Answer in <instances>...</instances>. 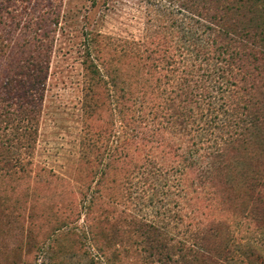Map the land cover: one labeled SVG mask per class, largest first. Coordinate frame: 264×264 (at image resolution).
Wrapping results in <instances>:
<instances>
[{"label":"trees","instance_id":"obj_1","mask_svg":"<svg viewBox=\"0 0 264 264\" xmlns=\"http://www.w3.org/2000/svg\"><path fill=\"white\" fill-rule=\"evenodd\" d=\"M17 1L22 14L5 16L0 4V100L10 110L0 117L2 168L33 149L65 17L63 0ZM133 1L146 22L141 41L94 28L90 12L83 17L82 67L94 81L84 88L83 123L104 91L117 126L79 147L103 148L93 165L99 157L106 183L174 174L178 210L194 221L167 255L176 248L182 264H264V0ZM88 2L90 10L132 11L130 0ZM5 25L12 31L2 35ZM153 234L165 250L170 241Z\"/></svg>","mask_w":264,"mask_h":264},{"label":"rangeland","instance_id":"obj_2","mask_svg":"<svg viewBox=\"0 0 264 264\" xmlns=\"http://www.w3.org/2000/svg\"><path fill=\"white\" fill-rule=\"evenodd\" d=\"M132 1V11L123 7L107 12L100 7L90 10L88 0H63L65 17L54 36L35 144L30 153L20 150L25 152L20 163L0 166V264H182L176 248L168 255L166 251L184 239L179 231L194 219L178 210L174 174L167 182L157 176L134 179L131 185L106 183L99 157L93 165L103 148L84 154L79 147L84 140L93 143L102 129L115 133L117 126L112 99L104 91L92 122L83 123L84 88L94 86L82 67L83 17L90 12L94 28L141 41L146 22L142 8ZM0 4L5 16L22 14L25 6L13 0ZM1 28L2 35L11 30ZM1 107L2 118L9 109L0 100ZM175 211H180L183 224L176 222ZM153 233L163 234L162 244L170 241L165 250ZM257 242L262 246L264 240Z\"/></svg>","mask_w":264,"mask_h":264}]
</instances>
